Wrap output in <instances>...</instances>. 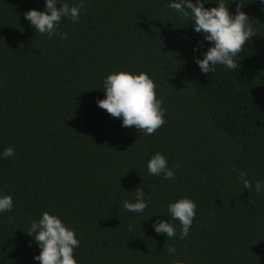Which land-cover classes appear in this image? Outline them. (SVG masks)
Instances as JSON below:
<instances>
[{
  "label": "trees",
  "instance_id": "1",
  "mask_svg": "<svg viewBox=\"0 0 264 264\" xmlns=\"http://www.w3.org/2000/svg\"><path fill=\"white\" fill-rule=\"evenodd\" d=\"M83 2L78 22L61 21L63 40L24 19L45 0H0V152L15 150L0 160V192L14 200L0 214V264H38L27 229L44 211L75 230L78 264H264V193L255 192L264 181V5L244 2L256 35L237 56L240 68L203 75L193 48L210 45L166 0ZM121 70L146 72L157 85L166 122L152 135L97 106L103 79ZM157 152L175 179L148 173ZM137 188L143 214L122 206ZM182 197L196 216L185 239L172 221L177 237L168 241L152 225L171 221L167 206Z\"/></svg>",
  "mask_w": 264,
  "mask_h": 264
},
{
  "label": "clouds",
  "instance_id": "2",
  "mask_svg": "<svg viewBox=\"0 0 264 264\" xmlns=\"http://www.w3.org/2000/svg\"><path fill=\"white\" fill-rule=\"evenodd\" d=\"M244 2L245 0H240L239 3L237 0H230V3L225 0H166L165 9H172L180 17L190 21L193 30L203 34L204 42L210 45L203 52V42H198L193 48L194 53H199L195 56V63L203 75L215 72L217 66H223L225 70L240 68L237 56L256 35L253 21L243 10ZM208 3H215L216 6L206 8L205 4ZM232 3H236L235 13L229 10ZM258 3L264 5V0H258ZM83 8V0L75 5L60 3L59 0H45L43 11L29 10L24 13V19L41 35L67 40L68 34L59 31L60 23L63 19L78 22ZM103 90L105 98H97V106L112 117L121 118V127L135 126L145 135H152L165 124L164 101L157 98V85L148 73L124 70L112 72L103 79ZM14 155V148L7 147L0 152V160ZM181 166L177 163L174 168L179 169ZM147 171L152 176L162 174L165 180L175 179L174 169L168 166L166 156L160 152L151 156ZM238 179L243 183L244 189L251 191L252 183L244 173H240ZM134 192V201L124 200L122 206L128 212L143 214L148 207L143 189L137 188ZM255 192L258 195L264 193V181L255 183ZM13 208V197L0 192V214L11 212ZM167 210L172 220H156L152 225L154 231L166 234L168 241L174 239L177 237V225L172 221L178 220L179 239L187 238L196 216V203L188 197H182L169 203ZM129 230H132L131 225ZM27 234L34 238L39 249V254L33 257L38 264H78L74 258V250L80 244L76 232L58 215L44 211L38 220L31 221ZM164 251L169 256L177 255L174 246H169ZM176 264H185V261L177 258Z\"/></svg>",
  "mask_w": 264,
  "mask_h": 264
}]
</instances>
